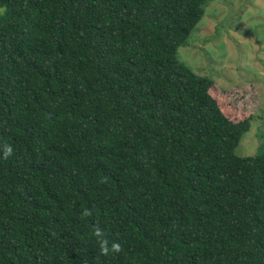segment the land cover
I'll use <instances>...</instances> for the list:
<instances>
[{"label": "trees", "instance_id": "trees-1", "mask_svg": "<svg viewBox=\"0 0 264 264\" xmlns=\"http://www.w3.org/2000/svg\"><path fill=\"white\" fill-rule=\"evenodd\" d=\"M206 3L0 0V264H264L252 117L177 58Z\"/></svg>", "mask_w": 264, "mask_h": 264}, {"label": "rangeland", "instance_id": "rangeland-1", "mask_svg": "<svg viewBox=\"0 0 264 264\" xmlns=\"http://www.w3.org/2000/svg\"><path fill=\"white\" fill-rule=\"evenodd\" d=\"M177 58L216 81L211 92L230 118L252 117L236 154L264 151V0H207Z\"/></svg>", "mask_w": 264, "mask_h": 264}, {"label": "clouds", "instance_id": "clouds-1", "mask_svg": "<svg viewBox=\"0 0 264 264\" xmlns=\"http://www.w3.org/2000/svg\"><path fill=\"white\" fill-rule=\"evenodd\" d=\"M10 151H11V149L9 148V149H8V152H10ZM96 235H97V236H100V235H101L99 229L96 230ZM107 243H108V242H107L106 240H101V241H100L101 251H102L104 254H107V253L109 252V248L107 247ZM111 251H113V252H119V251H120V244H119L118 242H113V243L111 244Z\"/></svg>", "mask_w": 264, "mask_h": 264}]
</instances>
